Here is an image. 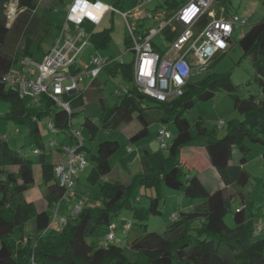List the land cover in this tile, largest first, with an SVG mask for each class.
Here are the masks:
<instances>
[{
	"label": "trees",
	"instance_id": "16d2710c",
	"mask_svg": "<svg viewBox=\"0 0 264 264\" xmlns=\"http://www.w3.org/2000/svg\"><path fill=\"white\" fill-rule=\"evenodd\" d=\"M12 1L16 3L17 14L8 27L6 12ZM61 1L46 0L43 4L42 0H0V103L9 108L3 117L0 116V123L12 120L17 125L29 127V136L37 147L33 154L39 156L40 179L47 200V209L37 212L33 202L24 196L34 184V163L21 151L11 150L5 137H0V264H264V225L260 235L255 236L257 223L247 214L246 206H242L233 214V227H228L224 216L230 209L232 196L226 194L224 188L210 191L198 177L208 163L225 185L245 187L248 183L244 164L249 149L242 142L247 139L251 143H263L264 136V18L251 25L238 40L243 56L254 71L253 83H248L252 89L242 94L231 83L229 73H209V63L200 81L189 82L183 94L170 101H156L133 85L126 88L115 105L106 107L96 88L97 79L82 95L70 98L71 108L80 107L84 99L97 98L99 101L102 111L99 124L89 117L82 124L91 140L100 130H114L133 120L139 123L140 129L129 137L132 143L148 135L152 121L174 126L175 133L166 149L142 153V173L138 175V181L144 189L154 188L158 192L163 185L184 197L202 201L190 210L173 215L174 221L158 233L148 232L146 221L161 213L159 195L150 199L147 208L133 209L130 187L105 181L111 171L108 158L119 146L115 141L98 143L91 155V170L86 180L96 189L95 200L99 206L83 202L77 213L70 211L64 215L63 223H53V217L48 213L63 196L64 189L54 178L55 163L46 162L41 152L37 120L49 117L55 129L64 132L73 112L68 115L45 96L41 97L38 106H31L28 99H19L16 90L6 86L1 78L19 68L24 58H31L32 47H41L52 28L47 15L56 10ZM184 1L166 0L165 6L159 8L168 16ZM228 3L229 0H214L211 11L219 14L222 8L227 13ZM207 20L205 13L198 26ZM10 38L13 46L7 50ZM166 39L170 37L166 35ZM109 41L108 30L90 36L91 46L95 49L105 47ZM125 45H129L127 37ZM104 71L112 77L121 76L132 82L130 62L107 67ZM220 89L231 97L234 112L241 117L227 122L222 137L217 136L216 125L212 129L206 128L202 121L190 125L184 116L197 102L211 100ZM202 139L206 140L200 146L207 161H200L198 167H194L197 175L192 176L181 153L183 149L199 146L197 143ZM234 148L240 155L236 163H231ZM120 164L127 169L122 160ZM130 209L133 220L129 222V230L124 231L123 241L100 246L90 240L97 231L105 238L115 217ZM29 222L33 224L31 231L27 230ZM140 256L145 262H141Z\"/></svg>",
	"mask_w": 264,
	"mask_h": 264
},
{
	"label": "rangeland",
	"instance_id": "374dc122",
	"mask_svg": "<svg viewBox=\"0 0 264 264\" xmlns=\"http://www.w3.org/2000/svg\"><path fill=\"white\" fill-rule=\"evenodd\" d=\"M45 3L46 0H42ZM98 2L113 6L122 13H127L133 10L139 3H144L141 10L154 12L156 8L165 6L166 0H97ZM72 0H62L56 10L47 15L52 23V28L48 33L45 41L41 47L31 48V60L35 63H41L43 56L51 50L55 41L59 37V27L63 24L66 13L71 5ZM227 13L230 15H237L240 18L247 20L245 27H239L234 30L232 34L233 43L228 50L221 55L214 57L210 62L209 73L212 74H230L231 83L237 87V92L242 94L243 91L250 89L248 83H253L254 71L249 61L243 56L239 46V37L244 34L248 28L264 18V0H229L227 4ZM163 9L159 8L154 13L156 16L162 15ZM8 27L13 22L17 14L16 3L12 1L7 7ZM130 20V19H129ZM132 23V20H130ZM138 31L146 29L150 26V22L141 21L137 23ZM75 30L74 27H70ZM83 30L85 35L108 30L110 34L109 43L103 48L86 47L79 56L82 62H87L92 55H97L105 59H114L122 56L124 62L129 63L132 58V53L126 50L125 38L127 37V28L124 25V20L119 14L106 13L97 26L91 25L87 22L79 27ZM75 33V32H74ZM152 44L156 47L155 50L163 51L167 45V40L158 35L152 40ZM13 46L12 39L8 41L7 50ZM205 73L201 76H193L190 80L191 84H195L202 79ZM90 79L86 76L80 84L81 88L88 85ZM98 86L96 87L100 93V97L105 101L106 107H112L119 100V96L125 93V89L133 86L132 82H127L121 76L112 77L106 71H103L97 78ZM252 89V88H251ZM9 111L8 105L0 103V116L3 117ZM73 116L71 119L72 130L80 131L82 142L84 144V151L86 158L90 165L75 179L77 182L74 186V197H64L60 207L57 209V217H64L67 212H70L73 206L78 202L93 203L94 207L99 206L97 199L95 200L96 189L92 188L86 180L91 170V155L94 153L95 146L103 141L117 142L118 149L108 158L110 173L105 177V181L110 183H121L130 187V200L133 209L147 208L150 199L159 195V210L160 214L150 216L146 221L148 232L162 233L165 228L170 225L174 219L173 215L179 214L181 211H186L189 207L199 204L200 199H189L183 195L174 192L173 190L161 185L157 192L154 188L144 189L139 181L138 175L142 173V166L140 157L144 151L155 153L159 150L157 142V132L161 127H165L171 134L175 133V128L171 124H160L157 121H152L148 126V135L134 143L129 141V137L137 133L140 125L136 120L125 124L114 130H100L93 140L90 139L88 131L82 126L86 117L91 118L96 124H99V115L102 112L97 98L90 101L82 102L80 107H72ZM185 118L190 125L196 121H202L203 125L212 129L218 121H224L225 126L217 128V136L222 137L226 132L227 122L233 119H241L239 115L234 112L233 101L231 97L223 90H217L214 97L208 101L197 102L190 110L184 113ZM51 122L49 117H44L37 120V126L40 134V142L42 144L41 152L44 153V159L49 163H56L61 159V155L56 151L58 145L69 144L68 133L52 131L48 124ZM29 127L27 125H17L12 120H7L0 123V137H5L9 148L14 151H21V154L28 157L33 163V177L34 184L25 193V197L32 201L37 212L47 209V200L45 197V187L41 184L40 167L38 165L39 156L33 154L36 145L29 136ZM263 143H251L247 139L243 140V146L249 150L245 154L244 170L248 174L249 180L245 187H238L235 185H225L220 175L211 169H205L201 174V179L209 190L222 187L226 194L232 196L230 202V209L224 216V221L228 227H233V214L242 206H246V212L252 217L253 222L264 225V136ZM205 139L200 140L199 146L195 148H186L182 150V161L186 164V168L190 175H197L194 167H198L200 161H207L203 149L200 145L205 143ZM57 142L55 146H50L51 143ZM129 148V149H128ZM237 148L233 149V157L231 163H236L239 157ZM120 160L126 164L124 169ZM89 192V194H87ZM86 196V197H85ZM55 206V205H54ZM53 206V207H54ZM56 207L49 210L51 217L54 216ZM133 220L132 210H123L113 220L115 225L116 241H123L125 238L124 227L128 222ZM58 219L56 220V222ZM55 222V223H56ZM33 224H27V230L31 231ZM90 240L94 243L104 241V234L100 231L95 232ZM121 243V242H120ZM106 244V242H105ZM141 262L145 259L140 256Z\"/></svg>",
	"mask_w": 264,
	"mask_h": 264
},
{
	"label": "built area",
	"instance_id": "2783aa9c",
	"mask_svg": "<svg viewBox=\"0 0 264 264\" xmlns=\"http://www.w3.org/2000/svg\"><path fill=\"white\" fill-rule=\"evenodd\" d=\"M213 2L214 0H185L168 16L164 13L162 19L155 24L156 14L141 10L144 3L122 13L113 6L96 0H72L60 26L59 37L54 47L43 56L41 63H35L26 57L19 68L6 73L1 81L15 89L19 99H28L31 106H38L41 97L45 96L57 108L71 115V97L82 95L107 67L125 63L122 56L108 60L92 55L87 62H82L79 58L83 50L91 46L90 36L85 35L79 27L85 22L97 26L102 17L111 12L119 14L127 28L129 45L124 54L132 53L130 64L133 85L156 101H170L183 94L193 76L205 73L214 57L228 50L233 43L234 30L247 25L246 19L227 14L222 8L219 9V14L211 11ZM205 13L208 14V20L198 26L199 19ZM145 20L150 22V26L138 31L137 23ZM158 35L165 39L166 35L170 37L163 51L155 50L156 47L152 44L153 38ZM84 76L90 82L81 88ZM216 126L222 128L225 122L218 121ZM48 127L55 133L59 132L52 122H49ZM66 133L69 144L58 145L56 151L62 158L53 166L56 183L64 189L63 196L55 205L53 223L57 219L60 223L64 222L63 217H57V209L64 197H74L75 177L90 165L80 131L72 130L71 118ZM172 136L164 126L161 127L156 138L159 148L166 149ZM56 143L53 142L50 146H55ZM82 205L83 202H78L71 211L77 213ZM129 228L128 222L124 231ZM262 229L263 225L257 224L254 235H260ZM105 242H119L116 241L114 224L109 226Z\"/></svg>",
	"mask_w": 264,
	"mask_h": 264
},
{
	"label": "crops",
	"instance_id": "0c3cea01",
	"mask_svg": "<svg viewBox=\"0 0 264 264\" xmlns=\"http://www.w3.org/2000/svg\"><path fill=\"white\" fill-rule=\"evenodd\" d=\"M96 1H97V0H96ZM163 15H164V12H162V15H159V16L156 17L155 24L158 23V22L160 21V19H162V16H163ZM166 40H167V39H166ZM61 158H62V157H61ZM59 160H61V159H59ZM57 162H58V161H57ZM205 163H206V161H205ZM206 164H207V165H206V168H207V169L214 170L210 165H208V163H206ZM202 173H203V172H201V174H202ZM201 174H199V176H198L200 179H201V177H200ZM201 181H202V179H201ZM202 182H203V181H202ZM203 183H204V182H203ZM220 188H222V187H218V186H217L216 188H214V189H212V190H210V191H215V190L220 189ZM191 208H192V207H189L187 210H190ZM187 210H186V211H187ZM67 213H68V212H67ZM67 213H66V214H67ZM99 245H100V246H105V241H100V242H99Z\"/></svg>",
	"mask_w": 264,
	"mask_h": 264
}]
</instances>
